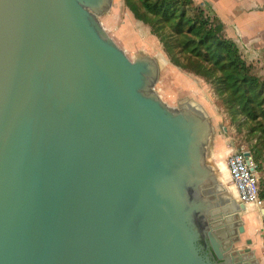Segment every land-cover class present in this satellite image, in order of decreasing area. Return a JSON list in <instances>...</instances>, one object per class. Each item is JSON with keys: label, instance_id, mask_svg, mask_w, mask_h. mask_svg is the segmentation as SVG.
I'll list each match as a JSON object with an SVG mask.
<instances>
[{"label": "water", "instance_id": "obj_1", "mask_svg": "<svg viewBox=\"0 0 264 264\" xmlns=\"http://www.w3.org/2000/svg\"><path fill=\"white\" fill-rule=\"evenodd\" d=\"M113 3L0 0V264H260L208 112L161 98Z\"/></svg>", "mask_w": 264, "mask_h": 264}, {"label": "rangeland", "instance_id": "obj_2", "mask_svg": "<svg viewBox=\"0 0 264 264\" xmlns=\"http://www.w3.org/2000/svg\"><path fill=\"white\" fill-rule=\"evenodd\" d=\"M210 1L214 7L217 6V10L221 8L222 4H225L223 0ZM236 2H239V0H236ZM129 4L137 6L140 14L145 15L141 0H128V2L127 0H114L110 11L101 16L103 26L131 59L148 55L158 60L160 74L155 90L166 103L177 107L180 103L193 100L208 112L213 126V140L207 148L209 151L207 162L217 172L220 178L219 181L228 188L236 199H242L243 201L242 194L235 186L228 169L229 157L234 152L245 149L251 153L253 158V155L259 149H262L263 156L260 161H262L263 169L259 171L258 165L254 162L259 180V197L262 204L243 201V203H248L250 207H253L251 211L246 210L243 214L249 219L251 218L250 214L255 218L254 222L250 220V225L251 223L255 225L256 234L243 233L242 241L237 245V248L250 247L256 253L259 263L264 264V213L262 211L264 208V144L259 139L261 131L252 132L253 122L244 123V117L233 115L223 98L218 96L214 87L205 78L171 62L159 38L152 33L150 25L136 16ZM247 5L250 7L246 9L247 11L261 7L264 9V0H251V2H247ZM206 14L212 19L215 17L207 10ZM245 14L238 8L236 12H233V15L224 11L223 17L227 22L240 24L239 22L243 19H252L251 15L246 17L247 14ZM149 17L154 19L155 16L150 15ZM233 19L237 21H233ZM255 20V27H258L262 32L264 30V14L255 18ZM213 22L217 23L216 21ZM224 33L229 37L226 29ZM257 67L262 68V66ZM244 215L242 219H244ZM245 221L249 220L245 219ZM248 239L253 241L251 245H247L246 241Z\"/></svg>", "mask_w": 264, "mask_h": 264}, {"label": "trees", "instance_id": "obj_3", "mask_svg": "<svg viewBox=\"0 0 264 264\" xmlns=\"http://www.w3.org/2000/svg\"><path fill=\"white\" fill-rule=\"evenodd\" d=\"M141 1L145 15L133 4L130 8L150 25L171 62L205 78L233 115L254 123L251 131H261L259 139L264 144V76L227 37L222 20L212 19L194 0ZM262 156V149L253 155L259 171Z\"/></svg>", "mask_w": 264, "mask_h": 264}, {"label": "crops", "instance_id": "obj_4", "mask_svg": "<svg viewBox=\"0 0 264 264\" xmlns=\"http://www.w3.org/2000/svg\"><path fill=\"white\" fill-rule=\"evenodd\" d=\"M197 4L202 5L207 12L210 14L219 17L225 24L226 32L229 34V37L232 38L239 46L243 56L251 63H253L256 67H260V73L264 76V30L261 32L258 27H255V18L259 17L260 15L264 14V9L258 8L247 11V8H250L247 5V2H251V0H223L225 4H222L221 8L217 10V6H213L210 0H194ZM222 1V0H220ZM248 6V7H245ZM240 9L241 12H245L246 17L252 16V19L245 20L239 22L238 24H234L233 22L225 21L223 17V12L226 11L227 14H232L236 12L237 9ZM215 9V10H214ZM233 21H237L233 19ZM243 23V24H242ZM233 25V26H232ZM253 207L251 206L247 211H251ZM244 214L242 213V216ZM251 218H247L244 215V225H245V232L249 234H256L255 232V225H250V220L254 222V217L252 214ZM243 218V217H242ZM245 219L249 221H245ZM252 236V235H251Z\"/></svg>", "mask_w": 264, "mask_h": 264}, {"label": "built area", "instance_id": "obj_5", "mask_svg": "<svg viewBox=\"0 0 264 264\" xmlns=\"http://www.w3.org/2000/svg\"><path fill=\"white\" fill-rule=\"evenodd\" d=\"M245 152V149L234 152L228 159V169L235 186L243 195V201H251L261 205L258 176L256 171L251 169V166L256 167V165L253 158L250 164L247 162Z\"/></svg>", "mask_w": 264, "mask_h": 264}, {"label": "bare ground", "instance_id": "obj_6", "mask_svg": "<svg viewBox=\"0 0 264 264\" xmlns=\"http://www.w3.org/2000/svg\"><path fill=\"white\" fill-rule=\"evenodd\" d=\"M228 189V188H227ZM238 191L241 193V191L238 189ZM242 194V193H241ZM242 197H243V195H242ZM248 202V201H247ZM245 204V206H246V208H249L250 207V204H248V203H244ZM245 211H246V209H245Z\"/></svg>", "mask_w": 264, "mask_h": 264}, {"label": "flooded vegetation", "instance_id": "obj_7", "mask_svg": "<svg viewBox=\"0 0 264 264\" xmlns=\"http://www.w3.org/2000/svg\"><path fill=\"white\" fill-rule=\"evenodd\" d=\"M246 243H247V245H251V244H252V243H251V244H249V243H248V240L246 241ZM245 248H246V247H245Z\"/></svg>", "mask_w": 264, "mask_h": 264}]
</instances>
